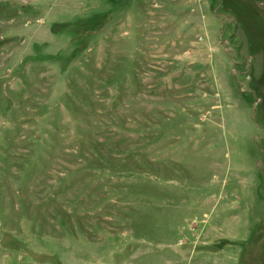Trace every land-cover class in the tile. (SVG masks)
I'll use <instances>...</instances> for the list:
<instances>
[{
    "label": "rangeland",
    "instance_id": "rangeland-1",
    "mask_svg": "<svg viewBox=\"0 0 264 264\" xmlns=\"http://www.w3.org/2000/svg\"><path fill=\"white\" fill-rule=\"evenodd\" d=\"M0 264H264V0H0Z\"/></svg>",
    "mask_w": 264,
    "mask_h": 264
}]
</instances>
